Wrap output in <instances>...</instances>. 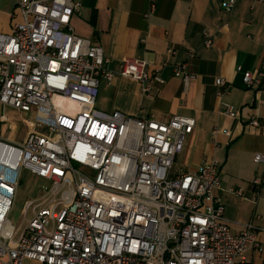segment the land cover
Instances as JSON below:
<instances>
[{"label": "built area", "instance_id": "built-area-1", "mask_svg": "<svg viewBox=\"0 0 264 264\" xmlns=\"http://www.w3.org/2000/svg\"><path fill=\"white\" fill-rule=\"evenodd\" d=\"M235 0H223L230 12ZM80 4L73 0H17L20 20L0 32V106L18 110L32 126L25 141L0 136V264H249L262 250L252 221L232 231L224 217L218 163H202L195 173L174 171L195 119L174 115L167 121L140 118L95 107L99 77L131 78L149 93L162 84L147 61L125 59L120 71L105 68L102 47L79 36L70 24ZM155 10L149 0L145 17ZM205 46L211 38L203 31ZM170 62L184 88L195 78L187 63ZM264 71L242 76L249 88L262 86ZM227 93L230 84L215 78ZM235 117L234 106L222 101ZM1 120V119H0ZM248 125L260 127L258 119ZM227 130H212L213 136ZM253 160L263 166L252 180L255 202L264 180V152ZM52 182L41 202H26L32 217L17 235L7 215L21 170ZM228 192L243 196L241 189ZM15 235L17 238L15 239ZM261 264H264V260Z\"/></svg>", "mask_w": 264, "mask_h": 264}, {"label": "crops", "instance_id": "crops-1", "mask_svg": "<svg viewBox=\"0 0 264 264\" xmlns=\"http://www.w3.org/2000/svg\"><path fill=\"white\" fill-rule=\"evenodd\" d=\"M80 4L70 19L79 36L97 42L107 58L105 68L118 72L125 59L147 61L149 70L158 69L162 84L154 83L149 93L131 78L116 75L111 81L99 77L95 107L120 111L129 116H150L167 121L174 115L195 119L174 171L195 173L207 161L218 163L220 188L214 194L222 199L224 217L238 232L252 221L261 243L260 252L247 255L249 264L264 260V180L255 202L252 180L263 166L253 160L264 152V90L247 87L245 71H264V0H235L230 12L223 0H155V10L145 17L149 0H73ZM17 0H0V32L9 33L20 20ZM203 31L211 38L205 46ZM187 63L195 78L186 89L174 77L168 50ZM222 77L230 88L224 96L215 78ZM264 83V79L262 81ZM222 101L231 103L237 115L223 112ZM258 119L260 127L248 125ZM227 130L215 136L212 130ZM241 189L243 196L228 192Z\"/></svg>", "mask_w": 264, "mask_h": 264}, {"label": "rangeland", "instance_id": "rangeland-1", "mask_svg": "<svg viewBox=\"0 0 264 264\" xmlns=\"http://www.w3.org/2000/svg\"><path fill=\"white\" fill-rule=\"evenodd\" d=\"M0 136L3 141L18 144L25 141L30 132L46 134L44 127L32 126L27 116L16 109L0 106ZM52 182L32 174L28 169L21 170V178L13 197L11 209L7 215L9 222L17 231H22L32 217L31 207L25 215L22 209L26 202H41L48 196ZM15 235V239L17 238Z\"/></svg>", "mask_w": 264, "mask_h": 264}]
</instances>
